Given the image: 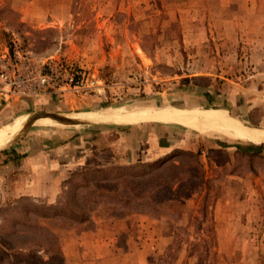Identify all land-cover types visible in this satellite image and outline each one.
Segmentation results:
<instances>
[{
    "label": "rangeland",
    "instance_id": "obj_1",
    "mask_svg": "<svg viewBox=\"0 0 264 264\" xmlns=\"http://www.w3.org/2000/svg\"><path fill=\"white\" fill-rule=\"evenodd\" d=\"M14 42L39 59L86 71L99 87L0 107V141L11 137L0 149L20 144L0 154V161L13 151L23 155L20 166L1 173L8 178L0 191L14 188L30 159L63 160L56 150L67 144L75 146L76 156L91 155L76 171L155 163L175 151L171 161L181 166H162L150 177L142 168L140 190L146 195L133 197L130 205L119 201L127 195L120 184H93L84 194L87 223L38 220L56 235L63 255L77 241L100 238L105 225H116L121 233L111 238L117 249H104L94 264H196L187 243L202 235L196 218L204 211L203 228L212 218L216 243L210 263L264 264V148L249 159L234 147L257 144L167 122L121 127L106 121L139 110L203 109L264 128V0H0V50ZM80 113L107 116L93 125L47 119ZM129 129L136 131L129 143L142 159L120 140ZM189 167L194 171L184 172ZM179 175L182 180L169 192L167 184ZM61 193L62 187L51 202L11 195L0 207L20 198L53 205ZM170 243L172 259H164Z\"/></svg>",
    "mask_w": 264,
    "mask_h": 264
},
{
    "label": "trees",
    "instance_id": "obj_2",
    "mask_svg": "<svg viewBox=\"0 0 264 264\" xmlns=\"http://www.w3.org/2000/svg\"><path fill=\"white\" fill-rule=\"evenodd\" d=\"M183 82L186 83L189 80L185 79ZM218 146L228 147L224 143H218ZM234 148L251 159L261 155L264 144ZM176 152L170 153L164 160L155 163L115 165L104 169H80L70 172L61 186L62 193L59 199L53 205L31 203L27 198L6 203L0 207V264H65L58 238L51 230L40 226L38 220H59L70 224L87 223L90 208L84 194L93 184H101L104 188L111 183L120 184L127 195L124 197V201L122 199L119 201L130 205L134 202L133 197L140 199L146 195L140 190L146 176L145 173L139 174L141 169L150 170L147 174L150 177L152 172L159 170L162 166H170L174 169L181 167L175 165L176 161H171ZM183 154L193 156L187 152ZM195 159L197 158L195 157ZM191 171H194L193 167L184 169V172ZM179 176L167 184L169 192L172 193L175 190L173 189L175 185L182 180V176ZM199 180L202 181V179ZM139 194L140 197L137 196ZM108 198L114 199L115 197L109 196ZM196 219L199 221L198 230H201L202 235L197 237L194 242L187 243L188 256L195 257L196 264H212L210 258L214 255L216 246L212 227L213 220L209 217V224L203 228L207 214L202 211L200 220ZM179 241L181 242L180 239ZM180 245L179 243L178 247ZM173 246L172 243L167 246L164 259H172ZM158 260H162V258L158 257Z\"/></svg>",
    "mask_w": 264,
    "mask_h": 264
},
{
    "label": "crops",
    "instance_id": "obj_3",
    "mask_svg": "<svg viewBox=\"0 0 264 264\" xmlns=\"http://www.w3.org/2000/svg\"><path fill=\"white\" fill-rule=\"evenodd\" d=\"M5 106L2 105L1 108ZM47 119L55 120L58 118L48 117ZM9 125L16 124H7L2 126L1 128ZM14 135L15 134H13L12 136ZM120 135H122V137L120 138L122 144H128L127 148L130 151L129 153H131L133 157L136 156V158H138L137 156H139L142 159V157L138 155L139 151L134 148L135 143H129L132 142V139L130 137L137 136L136 131L129 129V131H122ZM9 139H11V137L0 141V147L5 145L9 141ZM63 146H60L56 150L58 156L60 153L62 154L63 160H60L59 157H57V161L53 160L51 164L44 161L40 162L39 157L28 160L27 163H25L27 166V172L24 175L25 178H18V182L17 184H15L14 188L7 189V191L9 192L11 191L10 193H7V191L4 190L0 191V204L3 203L7 196L11 195L15 196L13 198L27 196L33 199H45L49 202L56 199L58 194L60 193V187L65 181L68 174L75 171L77 168L85 167V165L88 164L91 159V155L84 151L82 153H78V156L72 154V152H75V150L73 149L75 148V146H73L72 148L69 147V144H67L65 147ZM17 147H20V144L8 145L7 147L0 149V154H5L9 149ZM22 157L23 155H20V153L17 151H13L11 154L1 157L2 161H0V184H5L8 175L6 176L4 174H8L7 170L16 166H20L22 164ZM2 169L5 171H1ZM2 172L4 174H1ZM115 228L119 227H116V225H105V229H100V238L96 236V238H92L89 240L83 239L81 242L77 241V243H75V245L71 247L70 254L69 252L68 255L66 253L64 254L66 262L68 263L73 261L71 264H94L96 262L99 263L97 260L102 257L100 256V252H102L104 249L107 250L108 248L117 249V240H114L111 237L115 234L121 233V229H118L117 231V229ZM106 260L107 262L111 261L109 259Z\"/></svg>",
    "mask_w": 264,
    "mask_h": 264
},
{
    "label": "built area",
    "instance_id": "obj_4",
    "mask_svg": "<svg viewBox=\"0 0 264 264\" xmlns=\"http://www.w3.org/2000/svg\"><path fill=\"white\" fill-rule=\"evenodd\" d=\"M94 76L54 59H39L19 44L0 50V107L10 101L28 103L40 95L83 94L97 90Z\"/></svg>",
    "mask_w": 264,
    "mask_h": 264
},
{
    "label": "bare ground",
    "instance_id": "obj_5",
    "mask_svg": "<svg viewBox=\"0 0 264 264\" xmlns=\"http://www.w3.org/2000/svg\"><path fill=\"white\" fill-rule=\"evenodd\" d=\"M104 117L97 113H80V115L78 114V116H74L73 118L78 120L100 121L104 120ZM108 117L106 118L107 122L116 124L128 125L142 122H167L188 128L201 135L215 134L226 138V140H237V142L242 141L257 145L264 144V128L246 126L245 124L216 116L203 109L180 110L173 108L159 111L139 110L133 113ZM53 121H55L57 125H72L68 120L55 119Z\"/></svg>",
    "mask_w": 264,
    "mask_h": 264
},
{
    "label": "water",
    "instance_id": "obj_6",
    "mask_svg": "<svg viewBox=\"0 0 264 264\" xmlns=\"http://www.w3.org/2000/svg\"><path fill=\"white\" fill-rule=\"evenodd\" d=\"M74 116H78V115H72V116L67 117L65 114H63L62 117L61 116H57V118L58 119H63V120H68V121L72 120L71 122H73V120H74V121H78L80 123L91 124V125L98 123V122L93 121V120H78V119H74L73 118ZM107 123H111V122H107ZM111 124L117 125V126H121V127L122 126H131V125H124V124H116V123H111Z\"/></svg>",
    "mask_w": 264,
    "mask_h": 264
}]
</instances>
